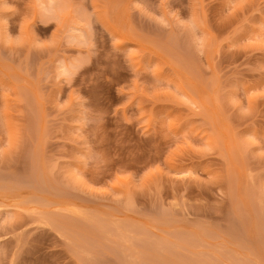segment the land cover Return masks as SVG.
Returning a JSON list of instances; mask_svg holds the SVG:
<instances>
[{
	"label": "rangeland",
	"instance_id": "obj_1",
	"mask_svg": "<svg viewBox=\"0 0 264 264\" xmlns=\"http://www.w3.org/2000/svg\"><path fill=\"white\" fill-rule=\"evenodd\" d=\"M0 264H264V0H0Z\"/></svg>",
	"mask_w": 264,
	"mask_h": 264
}]
</instances>
